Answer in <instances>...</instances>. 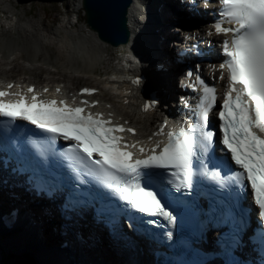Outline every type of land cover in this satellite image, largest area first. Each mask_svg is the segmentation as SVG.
Masks as SVG:
<instances>
[{
  "label": "snow or ice",
  "instance_id": "1",
  "mask_svg": "<svg viewBox=\"0 0 264 264\" xmlns=\"http://www.w3.org/2000/svg\"><path fill=\"white\" fill-rule=\"evenodd\" d=\"M218 2L220 19L211 25V29L217 35H225L221 45L224 60L219 64L221 78L224 72L227 73L226 90L217 113L220 143L230 154L231 161L242 169L235 174L237 181L246 178L258 207L259 219L264 223V0ZM225 23L230 26H223ZM207 35L211 36L212 32ZM186 75L191 76L192 72ZM133 83L139 84L140 80L135 79ZM196 83L200 85L201 95L191 110L192 122L175 130L169 129L165 139L156 140L148 149L140 147L139 154L122 150L124 138L114 133L127 131L135 135V129L124 128L114 122L111 113H108V119H104L102 113L69 106L63 98L59 101L55 98L38 99L40 94L34 92L31 86L27 89L32 93L29 102L19 93L0 90V98L19 96L14 101L0 99V116L19 117L64 140L75 141L68 152L81 167L87 164L88 171L99 176L107 187L114 188L130 208L148 215L163 216L172 223V213L163 205L158 194L149 190L148 184L155 177L152 169L171 168L174 169L172 177L177 181L175 186L189 188L194 175L195 150L206 151L213 142L215 133L208 130V122L209 114L216 105V89L199 75L196 76ZM189 87L195 88V85L190 84ZM80 91L91 94L95 90L82 88ZM83 103L88 104L87 101ZM155 103L150 101L143 110L149 111ZM95 104L97 101L93 100L88 107ZM185 107L188 105L185 104ZM164 126L161 124L153 136H165ZM137 146L136 143L123 144L124 148ZM142 177L148 184L142 183ZM147 222L153 223L152 220Z\"/></svg>",
  "mask_w": 264,
  "mask_h": 264
},
{
  "label": "bare ground",
  "instance_id": "2",
  "mask_svg": "<svg viewBox=\"0 0 264 264\" xmlns=\"http://www.w3.org/2000/svg\"><path fill=\"white\" fill-rule=\"evenodd\" d=\"M30 1L38 4L45 3L41 0ZM77 1L76 8L77 11H80L82 10L81 0ZM31 4L24 14L32 13ZM0 5H3L0 12L6 15L5 19L0 20V65L21 66L22 59H25L32 63V67L29 69L35 75L39 73L36 70L44 72V64L58 67L56 72L59 73L62 72L60 69L64 65L68 70L80 72L85 70L94 72L100 64L102 67L107 65L106 68L111 73L105 71L104 74L107 76L116 74V76L100 81L104 87L101 88L98 98L111 103L114 107L118 102V109L121 110L118 114L124 115L129 119L130 124L136 126L142 124L141 117L138 116L139 96L136 95L137 92L134 90L135 94L133 93L130 97L128 105L123 103L125 98L120 97L121 84L127 82L125 74L136 75L137 72L142 71L147 83H150L151 79H156L158 86L166 89L162 95L164 97L180 93L174 83V77L181 73L182 68L172 64L174 53L170 49L169 41L174 34L168 30V27L171 23L186 25L176 19L171 0H131L127 11L126 25L130 37L125 44L119 46H110L86 24L83 32L77 35L74 31L64 30L65 36H60L59 31L57 33V30H54L55 32H51V35L59 38L66 48L64 51L56 48L50 41L47 44L50 39L41 28L40 21H23L21 19V14L14 10L18 4L11 0H9V4H6V1L0 0ZM20 6H23V3H20ZM155 6H159L161 12L158 14L156 11L157 21L151 22L147 15L148 9L156 10ZM45 8L46 6L43 5L39 8L43 14H46ZM153 17H155L154 14ZM71 23V21H67L65 28ZM48 46L49 49L54 50V53L46 52ZM149 59L151 61L147 63ZM156 60L159 64L169 66L171 70L169 69L168 73L161 75L154 70L155 66L152 68L149 65L154 64ZM23 70H25L24 67H21L20 71ZM7 72L9 71L3 70L4 74ZM13 78L10 77L7 80ZM71 78L75 82L83 80L75 73H72ZM43 81L46 82V79ZM107 87L109 91L106 89ZM153 118V121L163 119L157 114ZM213 140L214 147L217 145V140L214 137ZM20 193L19 189L0 188V213L11 208L17 209L19 223L22 226L19 228L18 222L9 218V222L14 227V233L12 235L0 233V239H4L3 243L11 247L8 252L12 250L11 253L14 254L16 260H20L22 256H32L36 257L37 264H71L61 258L63 254L66 255L67 251L91 264H131L132 260H135L131 249L125 245L111 243L102 228L87 227L83 219L73 221L69 229L62 228L60 219L56 217L50 204L44 205L35 203V201H27ZM126 231L129 235L131 234L128 230ZM79 234L80 238H78ZM61 240L67 242V248H60ZM148 254L147 251H144L143 256H150Z\"/></svg>",
  "mask_w": 264,
  "mask_h": 264
},
{
  "label": "rangeland",
  "instance_id": "3",
  "mask_svg": "<svg viewBox=\"0 0 264 264\" xmlns=\"http://www.w3.org/2000/svg\"><path fill=\"white\" fill-rule=\"evenodd\" d=\"M4 2L6 1V4H9V0H3ZM13 1V3L18 4V7H16L14 10L17 11L18 13L21 14V19H23V21H27V20H32V21H40V26L41 28H43V30L46 32L47 37L50 39L48 40L53 43V45L60 49V50H65L66 48L63 46V43H61L59 41V38L55 37L54 35H51V32H55L54 30H57V33L59 31V35L60 36H65V31L64 30H71L74 31L75 34H80L81 32H83L84 26L86 24V22L84 21L83 18V14L82 11H77L76 8V4H77V0H67L68 2V6L67 7H63L61 8V6H59L58 1L57 0H51V1H45V3H41L38 4L34 1H30V0H11ZM20 3H23V6H20ZM32 3V4H31ZM30 4L32 5V13L27 12L24 14V12H26V9H28L30 7ZM46 6V14H43L42 10H40L39 8L41 6ZM3 7V5H0V10ZM73 9L71 12V16L68 15L69 10ZM155 10H153V12H151L152 14H154V16L157 19V15L155 14ZM6 15L3 12H0V20L1 19H5ZM67 21H71V24H68L67 27L65 28V23H67ZM76 22V24L74 23ZM81 30V31H80ZM109 44V43H108ZM110 45V44H109ZM111 46V45H110ZM113 47V46H112ZM50 47H47L46 52L49 51V53H54V50L49 49ZM111 50V49H110ZM112 51V50H111ZM52 55V54H51ZM22 65L21 66H15L13 68L12 64H6V65H0V74L3 76H7L6 78H10V77H15V76H20L21 78L24 79H28L30 81H34V82H41L43 83V80L46 79V81L49 82H57V81H63L60 83H65V84H72L73 82V86L76 87L80 84H87V85H97V86H103V84L100 81H103L107 75L104 74L105 71L110 72V70H107V65H103L100 64L97 69L94 72L85 70V71H73V70H68L66 69L65 66L61 67V73L57 72V73H51L50 72V67L47 66V64L43 65L44 66V70L45 72H41L40 70H36V72H39L38 75H35L33 73H31V71L28 69V62H26L25 60H22ZM21 67H24L25 70H23V72H21ZM7 69V74L5 75L2 72V69ZM87 71V72H86ZM72 73H75L78 77H82L83 80L79 81V82H75V80H73L71 78ZM111 73V72H110ZM111 76H115V74H112ZM175 83V81H174ZM1 227V225H0ZM2 228V227H1ZM0 228V233H2V229ZM14 233L13 232L9 233L8 235H12ZM11 237V236H10ZM12 238V237H11ZM4 239H0V264H13L15 263L17 260L14 257V254L10 252H8V249H11V247L6 246L4 243ZM3 250V251H2ZM22 260H24L25 262H29L28 264H37V260L36 257H32L29 256L27 257H23L21 258Z\"/></svg>",
  "mask_w": 264,
  "mask_h": 264
},
{
  "label": "water",
  "instance_id": "4",
  "mask_svg": "<svg viewBox=\"0 0 264 264\" xmlns=\"http://www.w3.org/2000/svg\"><path fill=\"white\" fill-rule=\"evenodd\" d=\"M130 4L131 0H81L86 25L101 40L112 46L125 44L129 40L130 34L126 25ZM28 263L20 259L13 264Z\"/></svg>",
  "mask_w": 264,
  "mask_h": 264
}]
</instances>
